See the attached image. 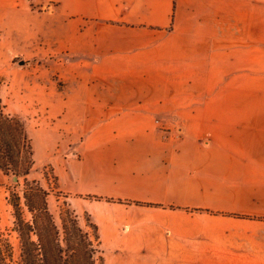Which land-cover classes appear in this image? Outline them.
Here are the masks:
<instances>
[{"label":"crops","instance_id":"1","mask_svg":"<svg viewBox=\"0 0 264 264\" xmlns=\"http://www.w3.org/2000/svg\"><path fill=\"white\" fill-rule=\"evenodd\" d=\"M21 4L64 25L71 69L36 129L64 189L192 206L218 264H264V0H0Z\"/></svg>","mask_w":264,"mask_h":264},{"label":"rangeland","instance_id":"2","mask_svg":"<svg viewBox=\"0 0 264 264\" xmlns=\"http://www.w3.org/2000/svg\"><path fill=\"white\" fill-rule=\"evenodd\" d=\"M18 10L41 15L37 19ZM44 11H36L25 4L17 8L0 5V97L5 112L22 121L34 161L28 175L0 170L1 243L12 244L17 256V215L25 222L35 216L27 206L24 192L40 186L46 193L49 212L59 227L62 225L61 214L67 217L66 211H69L72 214L68 218L69 224L70 219L76 218L92 237L99 233L97 264H218L209 249L213 237L223 234L214 230L209 220L193 214L192 206L163 210L130 205L124 209L89 196L72 195L64 189V165L53 163L47 157L49 154L55 156V138L36 132L41 123L46 120L48 123L45 115L49 113L45 110L48 99H42L45 98L42 92L63 91L65 71L71 69H65L63 65L64 25L60 20L45 17ZM21 59L26 61V66H15ZM63 123V118L56 120L57 125ZM51 143L52 147L49 146ZM13 174L17 175L16 181L11 178ZM14 203H18V211ZM243 234L237 229L231 236ZM201 241L203 245H199ZM243 246L252 248V245Z\"/></svg>","mask_w":264,"mask_h":264},{"label":"trees","instance_id":"3","mask_svg":"<svg viewBox=\"0 0 264 264\" xmlns=\"http://www.w3.org/2000/svg\"><path fill=\"white\" fill-rule=\"evenodd\" d=\"M33 166V149L27 141L23 123L5 112L0 97V170L28 175ZM36 187L24 192L29 210L35 214L33 220L25 222L17 215V256L12 244L6 242L4 245L0 240V264H97L99 233L92 237L76 218L70 219L69 224L68 218L72 215L69 211H66L67 217L61 214L59 227L49 212L46 193L40 186ZM14 206L18 211V203Z\"/></svg>","mask_w":264,"mask_h":264},{"label":"water","instance_id":"4","mask_svg":"<svg viewBox=\"0 0 264 264\" xmlns=\"http://www.w3.org/2000/svg\"><path fill=\"white\" fill-rule=\"evenodd\" d=\"M25 63H26V62L24 61V59H21V60H19V61L16 63V66H24ZM11 178H12L13 181H16V179H17V175H16V174H13V175L11 176Z\"/></svg>","mask_w":264,"mask_h":264}]
</instances>
